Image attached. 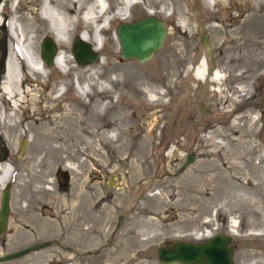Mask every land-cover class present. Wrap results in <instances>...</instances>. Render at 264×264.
<instances>
[{"label":"rangeland","instance_id":"obj_1","mask_svg":"<svg viewBox=\"0 0 264 264\" xmlns=\"http://www.w3.org/2000/svg\"><path fill=\"white\" fill-rule=\"evenodd\" d=\"M93 1L84 0L83 5ZM119 1L102 0L109 14ZM137 1L122 22L151 15L166 27L161 47L147 61L120 58L114 33L121 21L114 19L100 33V68L96 69L98 57L87 66L75 63L71 48L79 28L71 31L69 43L55 42L66 62L61 57L57 66L47 67L41 61L45 76L31 75L26 67L22 71V102L14 109L18 124L7 134L12 150L0 137V163L10 162L12 171L5 186L9 201L0 255L51 243L0 264H162L157 259L159 246L175 239L202 242L217 234L230 238L234 264H247L246 253L264 254V60L250 65L232 57L243 53L236 43L264 32V7L249 6L245 0ZM34 4L39 9L40 0ZM24 9L21 6L18 13ZM43 37L53 40L44 26L35 37L38 57ZM8 51L4 20L2 62ZM202 57L210 71L228 68L220 85L223 93H215L214 84L200 82L187 71ZM164 62L170 66L164 67ZM13 65L20 72L15 61ZM121 69L128 76H121ZM93 70L98 73L86 95L78 92L74 76L79 75L82 91ZM241 70L246 71L244 82L250 91L237 97L232 86L242 83L234 77ZM99 83L106 88L99 90ZM156 96L158 100H152ZM42 121L40 131L31 126ZM28 124L31 128L26 129ZM48 131L53 141L43 137ZM21 139L25 143L19 152ZM49 147L60 151L53 154ZM188 153L193 159L178 171ZM47 171L46 178L32 176ZM113 176L116 182L110 185ZM49 177L51 195L44 182ZM230 220L236 226L229 235ZM50 222L52 233L45 238Z\"/></svg>","mask_w":264,"mask_h":264},{"label":"bare ground","instance_id":"obj_2","mask_svg":"<svg viewBox=\"0 0 264 264\" xmlns=\"http://www.w3.org/2000/svg\"><path fill=\"white\" fill-rule=\"evenodd\" d=\"M3 1L4 0H1V2H3ZM34 1L35 0H6V3H4V2L0 3V24L2 22H4V20H5L6 24H7L8 31H9V51L5 57L4 70L2 71L1 76H0L1 77L0 78V92H1V94H0V137H2V140H4L7 143L8 147H10L11 139L9 136H7V134L11 130L16 131L15 127L18 124L17 120H16V113H15L16 110H14V109L16 107L18 109L17 102H19V101H20V103L22 102V100L20 99L21 98L20 97L21 96L20 95L21 90L18 86L19 82L22 81V77L24 75V73L22 71L26 67V68H28L27 70L31 75H35V76H37L39 74H40V76L46 75L42 69V66H41L42 65L41 59H40V57H38L36 50H35V37L39 32L42 31V27L44 26L45 31L51 35V37L53 38V41L56 42L58 45L69 43L71 31L74 29L80 28V34L78 35V38L81 39L82 41L90 44L94 51L99 52V50L103 47V40L101 39V36H100V33H102V30H104V29H102V27L108 28L110 26V21L114 20V19H118L119 21H124V20L127 21L128 20L127 18L130 16L131 7H132L133 3H136L137 0H120L119 6L111 14L108 13V8H109V7H107L108 4H105V6H104V3L102 2V0H94L93 3H91L88 7H85L83 5L84 0H40L39 9H36L33 7L35 5ZM245 1L248 3L249 6L257 7V4H258V7H261V6L264 7V0H245ZM21 6H24L25 9L23 12L18 13V10H21ZM262 10H263V8H262ZM7 11H9V14L7 15L6 19H4ZM151 14H154V13L151 12ZM184 15H185V12H184ZM261 15H262V13H261ZM22 22H24L26 25L22 24ZM41 23L43 25H41ZM27 33H29V34L26 36ZM114 38H115V35H114ZM263 45H264V32L263 31L253 32L251 37L250 36L245 37L243 41H239L238 43L235 44V47L237 50H239V49L242 50V52H243L242 56H240V55L233 56L232 55V57L234 60L244 58L250 63V65L256 64L257 62L260 63L264 60V57H262V58L259 57V55H262V53H264V46ZM21 47H22V49H21ZM61 53H62V51L60 49H58L54 55V58H53V65L57 66L58 60L62 57ZM103 59H104V57H102V56L98 57V60H97L98 66L96 67V69L101 67V63L104 62ZM228 60H229V58H228ZM14 61L18 64L20 72H17V70L14 68V65H13ZM61 61L66 62L67 60L65 59V57L64 58L62 57ZM28 63L32 64L33 67L30 66ZM204 64H205V66H204ZM163 65H164V67L170 66V64L166 63V62H164ZM208 65H209V63H208L207 59L205 57H202L197 62L196 66L192 70H189V67H187V71H190V75L194 79H196L200 82L203 81L204 83H207V84L208 83L214 84L215 85L214 89L217 90V91L215 90V93L216 92L223 93V87L224 86L222 88H220V85L223 84V82L226 78L224 75V72L226 71L225 69H228V68L223 67V68L213 69L210 71ZM85 66H87V65H85ZM202 66H204V68H205V71H206L205 75H203ZM222 66H224V64ZM245 72L246 71L241 70L240 72H238L234 75L235 78L242 79V83H239L238 86H235V87L232 86L234 92L236 93L235 95L237 97L245 95L247 93V91L249 90V88L247 87L248 84L245 83L246 81L244 82ZM29 73H26V74H29ZM97 73L98 72H96V70H93V71H91V74H89L85 78V80L83 81V88H81L82 91H80V89H78L77 85L79 83V81H78L79 75L76 74L74 76V82L76 83L75 85H76L77 91L86 95L88 88L91 86V84H93L94 78L96 79V77L94 75ZM120 74H121V76L122 75L126 76L127 71L121 69ZM135 75H137V73H135ZM166 75L168 76V73L165 74L164 76H166ZM251 76H252V74L250 75V77ZM132 79L133 78H131V80ZM121 81H123V77H121ZM140 82H142V81H140ZM105 85L103 83H99L97 85V88L99 90H104L106 88ZM224 85H226V84H224ZM143 86L145 88H148L149 90H151V92H154V94H156V93L158 95L161 94L159 92H155L152 87L145 86V84H143ZM225 88H226V86H225ZM142 91L144 92V90H142ZM122 92H123V90H122ZM227 94H229V93H227ZM16 96H19V97H16ZM161 97H162V95H161ZM152 100L156 101V100H158V97L156 96V98H152ZM234 102H235V100H234ZM157 103H158V101H157ZM125 115H126V113H125ZM118 118H120L119 119L120 123L124 121V116H120ZM66 122H68L67 118H66ZM250 123L252 124L253 121H251ZM42 125H44L43 121H42V123H37L36 125H35V123H31V126H34L35 129H37L36 127L39 128ZM29 126H30V124L27 125L26 129L31 128ZM118 128H120V125H119V127L116 126L115 130H118ZM38 130L40 131V128ZM43 137H45V139H47L48 141H51L53 138L50 131L44 133ZM10 149L12 150V147H10ZM50 150L53 154L57 153V152L59 153V151H60L56 148H50ZM119 150H120V148H119ZM138 154H140V152ZM119 158H122V157H119ZM135 158H136V156H135ZM36 163H37V161H34V164H36ZM11 172L12 171H11V167H10V162L9 163H7V162L0 163V189L5 187L7 185V183L10 181ZM49 173H48V171L43 172V173H41V172L40 173H33L32 176H34L36 178H46L50 175ZM36 182H38V181H36ZM44 182L47 185H49L46 187V192L48 193V195H51V193H52V190H51L52 180L50 181V177H49V178L45 179ZM111 182L112 183L116 182V179L114 176L112 177ZM15 184H16V182H15ZM21 219H23V218H21ZM51 223L52 222H50L47 225V227L45 228V230L43 232L44 235L41 233L42 236H45V238H47L46 236L48 234L51 235V233H52V227L53 226ZM20 225H22V224H20ZM235 226H236L235 223L230 220L228 222V226H227L228 227L227 228V234H229V233L234 234ZM9 228H14V227L9 226ZM54 229H53V231H54ZM214 229H216V228H214ZM41 230H43V229H41ZM15 231H17V230H15ZM210 235L211 234L208 233L207 236H210ZM202 238H203V235H200V237H198V239H202ZM17 239H18L17 237H15V238L10 237L9 238V240H17ZM245 255L248 258L247 264H264V261L262 258L264 254L260 253L259 251H253L252 253H246Z\"/></svg>","mask_w":264,"mask_h":264},{"label":"water","instance_id":"obj_3","mask_svg":"<svg viewBox=\"0 0 264 264\" xmlns=\"http://www.w3.org/2000/svg\"><path fill=\"white\" fill-rule=\"evenodd\" d=\"M166 34L165 23L162 19L151 15L137 18L130 22H119L116 27V39L119 45V56L122 59H133L140 63L147 61L161 47ZM202 45H205L204 34L199 33ZM39 57L47 67L53 65V58L58 48L49 37H43L40 42ZM71 54L78 66L91 64L98 57V52L92 49L87 42L75 37L72 41ZM2 68L0 69V71ZM25 143L21 139L19 152ZM189 153L184 165L178 171L188 165L192 160ZM112 178L110 177V185ZM9 192L5 187L0 193V233L6 226L8 213ZM51 241L38 242L0 255V262L19 257L29 251L47 246ZM230 238L217 234L202 242H187L172 240L169 245L157 248V259L162 264H234L232 261V248L228 244Z\"/></svg>","mask_w":264,"mask_h":264},{"label":"flooded vegetation","instance_id":"obj_4","mask_svg":"<svg viewBox=\"0 0 264 264\" xmlns=\"http://www.w3.org/2000/svg\"><path fill=\"white\" fill-rule=\"evenodd\" d=\"M188 154H189V153H188ZM188 154H187V155H188ZM190 154H191V153H190ZM191 155H192V157H193V154H191ZM192 159H193V158H192ZM181 166H182V165H181Z\"/></svg>","mask_w":264,"mask_h":264}]
</instances>
